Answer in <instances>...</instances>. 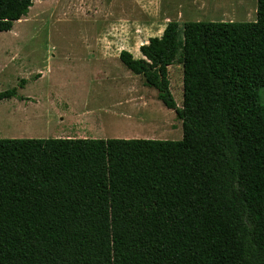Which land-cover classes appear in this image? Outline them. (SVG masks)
Listing matches in <instances>:
<instances>
[{"label":"trees","instance_id":"1","mask_svg":"<svg viewBox=\"0 0 264 264\" xmlns=\"http://www.w3.org/2000/svg\"><path fill=\"white\" fill-rule=\"evenodd\" d=\"M34 1L0 0V34ZM140 53L120 60L182 141L0 140V264H264V0L253 23L170 22Z\"/></svg>","mask_w":264,"mask_h":264},{"label":"rangeland","instance_id":"2","mask_svg":"<svg viewBox=\"0 0 264 264\" xmlns=\"http://www.w3.org/2000/svg\"><path fill=\"white\" fill-rule=\"evenodd\" d=\"M136 5L130 0L34 1L27 18L16 23L12 32L0 34V90L17 88L21 79H26L30 88L25 95L29 97L39 95L47 86L45 94L78 86L86 87L89 98H94L100 96L102 88L118 81L122 93L115 97H124L131 87L137 92L122 101V105L136 104V116H140L136 125L121 127L122 131H135L128 140L182 141V122L157 102L155 91L143 89L141 76L132 74L118 58L105 63L109 75L105 77L113 80L105 81L100 76L102 63L89 58L90 52L98 48V40L109 39L115 44L106 50L114 58L128 51L138 54L134 57L140 60V47L161 37L170 22L253 23L257 19V0H138ZM47 64V80L41 85L31 81ZM183 76L182 65L176 63L169 68L171 91L179 108L184 102ZM79 96L87 98L85 93ZM261 97L264 103V91ZM34 109V105L16 99L0 102V140L54 139L55 124L36 120ZM43 109L49 111L47 105Z\"/></svg>","mask_w":264,"mask_h":264},{"label":"crops","instance_id":"3","mask_svg":"<svg viewBox=\"0 0 264 264\" xmlns=\"http://www.w3.org/2000/svg\"><path fill=\"white\" fill-rule=\"evenodd\" d=\"M137 1L130 0L135 6H137ZM112 44H115V42L112 43L109 39H102L98 40V43L95 44L96 47L98 46L97 49L93 52L88 50L91 53L89 58H97L96 61L99 60L98 62L102 63L99 66L100 76H103L104 79H107L105 81L108 82H112L113 80H110V77H105L106 75L109 76L105 63L114 62L118 58L120 60V55L123 52L114 58L106 50V47L112 46ZM132 56L134 57L135 55ZM137 56L138 54L135 57ZM49 62L51 63V61ZM121 64L123 65L122 62ZM49 75L50 67L47 64L45 69L43 68L35 76L33 75L31 81L41 85L47 80ZM22 80L26 81V85L21 89V97L24 99L21 102L34 105L33 116L36 120L43 121L45 119L49 122V126L55 124L54 131L52 132L54 139L128 140L135 135V131L130 130V132H127L128 129L121 130V127L125 124L136 125L139 122L140 116H136L137 105L132 103L122 105L123 99H129L131 96L137 95L136 91L132 92L133 87L130 88L129 93L124 97H115V95H121L122 93L120 85L117 84L118 81H115L113 82L115 85L104 87V89L102 88L100 96L89 98V91L86 87H64L65 89L61 88L58 91L54 89L50 94H45L44 92L48 91L47 86L44 88L45 91L39 92V95H35L34 93L33 96L29 97L25 94L30 88V82L26 79ZM143 89L145 90L147 88L143 86ZM62 91L64 93L67 92L70 97L64 96L66 94ZM79 93L87 94V98L85 99L83 96H79ZM43 105L49 107L47 113L43 109Z\"/></svg>","mask_w":264,"mask_h":264},{"label":"bare ground","instance_id":"4","mask_svg":"<svg viewBox=\"0 0 264 264\" xmlns=\"http://www.w3.org/2000/svg\"><path fill=\"white\" fill-rule=\"evenodd\" d=\"M22 22V21H21ZM21 22H19V23H21Z\"/></svg>","mask_w":264,"mask_h":264}]
</instances>
